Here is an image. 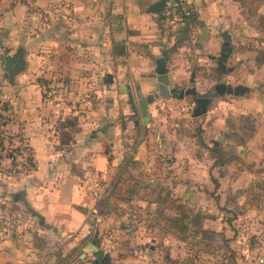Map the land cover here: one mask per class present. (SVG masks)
I'll list each match as a JSON object with an SVG mask.
<instances>
[{
    "label": "rangeland",
    "instance_id": "obj_1",
    "mask_svg": "<svg viewBox=\"0 0 264 264\" xmlns=\"http://www.w3.org/2000/svg\"><path fill=\"white\" fill-rule=\"evenodd\" d=\"M229 2L228 13L239 16L236 31L234 25L229 29L228 72L216 70L219 51L203 58L186 48L195 28L166 41L175 26L159 17L152 26L145 22L142 40L160 45L170 72L185 70L180 79L168 80L169 89L211 91L213 97L203 102L204 112L190 95L154 99L148 104L151 121L141 129L126 114L138 112L134 89L143 88L145 98L153 83L133 85L121 96L123 85L103 82L105 69L81 68L70 76L66 67L51 65L43 77L46 71L24 68L27 77L20 80L18 72L10 84L3 61L19 46L20 24L11 38L0 29V93L6 103L0 109V242L20 239L45 264H95L90 252L80 256L91 240L107 264H264V12L261 0ZM215 84L242 91L218 95ZM39 104L45 110L41 123L33 115ZM99 156L106 160L101 170L90 165ZM65 172L71 173L68 180L62 179ZM70 183L83 186L82 210L88 212L85 227L59 241L40 210L53 194L68 195ZM41 193L44 202H36ZM74 237L79 241L67 247Z\"/></svg>",
    "mask_w": 264,
    "mask_h": 264
},
{
    "label": "crops",
    "instance_id": "obj_2",
    "mask_svg": "<svg viewBox=\"0 0 264 264\" xmlns=\"http://www.w3.org/2000/svg\"><path fill=\"white\" fill-rule=\"evenodd\" d=\"M154 1L156 0H0V5H3V8L0 9V29L7 34L6 38H11L17 34V22L20 24L19 46L16 50L21 52L24 62L23 69L35 68L36 72L46 71L39 77L45 76L52 66L58 69L62 66L66 67L70 76L73 71L81 68L84 70L105 69L108 73L106 72L103 76V82L123 85L124 91L120 92L122 96L124 93L128 94V90H132L133 85L142 86L150 84V82L155 84V78L161 72L167 75L169 82L172 77L180 79L182 74L186 75L182 67L174 68L173 72H170L167 66L169 59L166 52L158 51L160 45L151 47L146 44L145 40H142L141 34L148 31L149 25L154 24V19L161 17V12H147L148 6ZM229 1L231 0L217 2L207 0V3L204 4V0H197V13L189 22L163 19L165 24L173 25L176 28L174 35H166L165 40H173L181 35L185 37V32L179 30H185L187 27L195 28L196 36L190 39V43L188 40L185 42L186 48L203 58H210L209 56L213 58L214 53L219 51L217 65L223 68V72H228L224 64L231 53L229 42L233 39V33L229 29L234 25L233 31H236L234 22L239 16L233 12L228 13V7L233 4ZM260 6L261 11L264 12V0H261ZM145 22H149L148 27ZM28 24L35 25L37 30L32 32ZM219 26H222L221 30ZM218 28L219 31H217ZM212 31L218 32L217 35L214 36ZM223 32H226L229 37L228 41L223 40L221 36ZM93 37H97V42L92 43ZM48 47L52 49V54H49L52 56L49 63L46 60ZM224 48H228L229 52L225 61H221L220 56L225 52ZM141 49H145L146 53L143 54ZM76 53L81 56L76 58ZM159 54L160 56H158ZM260 68L264 69V61ZM150 70L154 72L151 76L149 75ZM26 75L21 72L16 77L22 80L23 77H27ZM193 76L194 72L189 70V84L193 82ZM29 85L35 86V84ZM226 86L228 85L215 84V88H222L219 93L215 91L216 94H228L223 92ZM141 90L143 88L140 89V92ZM40 100L41 97L38 94V101ZM35 111L36 114L33 115L37 116L41 123L40 118L45 110L39 104ZM122 113L125 116L124 112ZM33 115L30 114V117ZM126 115L131 118L133 127L139 125L141 129L142 123L137 111L130 110ZM134 116H137V123L134 122ZM150 121L151 118L148 122L150 123ZM24 132L28 135L25 128ZM214 145L216 146V144ZM90 163L101 170L102 167H105L106 160L99 156L92 158ZM55 174L53 172L51 176H55ZM69 174L65 172L62 179L68 180ZM47 179L51 180L52 178ZM82 187L70 183L67 186L68 190H64L69 192L68 195H65L66 193L53 194L51 201L47 199L48 203L45 206L44 194L41 193V197L39 194L37 195L36 202L41 200L44 202L40 212L43 213L47 223L45 228L52 230L51 235L53 234L57 239L59 237V241L62 235L67 232L75 228L81 230L85 227L83 222L87 215L84 212H88V209L82 210L83 207H86L82 195L79 194L82 193ZM39 224H42V221ZM84 235L81 233L79 237H84ZM79 239L74 237L72 240H66L65 245L72 247ZM19 241L11 239L0 242V264H45L44 262L39 263V259L36 256L34 258L20 239Z\"/></svg>",
    "mask_w": 264,
    "mask_h": 264
},
{
    "label": "water",
    "instance_id": "obj_3",
    "mask_svg": "<svg viewBox=\"0 0 264 264\" xmlns=\"http://www.w3.org/2000/svg\"><path fill=\"white\" fill-rule=\"evenodd\" d=\"M164 6H165V0H156L148 6L147 12L158 13L163 9ZM103 19L105 20V17ZM221 36L224 41L229 40V37L227 36L226 32H223ZM224 51L225 52L220 56L221 61H225V58L228 56L229 49L224 48ZM23 65H24V62H23V59L21 58V52L19 50H16L11 55L5 56L4 61H3V70L6 72L7 80L10 84L13 83V77L15 76V74L23 70ZM155 80L156 82L154 84V92L148 93L146 98H143L141 96V92L139 88L135 89L136 102L138 106L139 117L141 119L142 124H146L149 121L148 104L150 102H152L154 99H157V98H163V99L170 98L167 75L161 72L157 74ZM189 85L193 87L194 84L193 82H191ZM224 91L227 93L236 94L238 92H241L242 89L239 88V86L234 87V88H230L229 86H226ZM179 95L181 96V94ZM208 96H209V91H206L204 94H200L199 98H204ZM200 110L203 112L205 111V108L203 105L200 106ZM134 118L137 119V116H134ZM221 138L222 137L220 136L218 140H221ZM86 252H90L92 254L95 264H97L98 261H100L101 264H107L108 262L107 256L104 255V252L102 249H97V247L94 245L93 240L89 241V243L86 245V247L84 248L80 256H84Z\"/></svg>",
    "mask_w": 264,
    "mask_h": 264
},
{
    "label": "built area",
    "instance_id": "obj_4",
    "mask_svg": "<svg viewBox=\"0 0 264 264\" xmlns=\"http://www.w3.org/2000/svg\"><path fill=\"white\" fill-rule=\"evenodd\" d=\"M197 0H165V6L160 11L165 20L190 21L197 13ZM5 94L0 93V104L4 102Z\"/></svg>",
    "mask_w": 264,
    "mask_h": 264
},
{
    "label": "flooded vegetation",
    "instance_id": "obj_5",
    "mask_svg": "<svg viewBox=\"0 0 264 264\" xmlns=\"http://www.w3.org/2000/svg\"><path fill=\"white\" fill-rule=\"evenodd\" d=\"M217 69H222L223 70V68L222 67H220V65L216 68V70ZM212 89L214 90V91H216V92H220V90H222V88H215V85L214 86H212ZM187 90V89H186ZM185 92H187V93H185ZM169 93H170V97L172 96V97H178V98H182L184 95H190V97L192 98V101L193 102H195V105H196V107L198 108L197 109V111H200V106L201 105H204L203 104V102L205 101V102H208V100L209 99H211L212 97H213V94H212V92L210 91L209 92V96L208 97H204V98H199V95L200 94H197L194 90H193V92L192 91H190V90H187V91H185V89H182V90H175V89H173V88H171V89H169ZM179 93L181 94V96L179 95ZM146 98V97H145ZM206 105V104H205ZM135 123H137L138 122V120L137 119H135V121H134Z\"/></svg>",
    "mask_w": 264,
    "mask_h": 264
},
{
    "label": "trees",
    "instance_id": "obj_6",
    "mask_svg": "<svg viewBox=\"0 0 264 264\" xmlns=\"http://www.w3.org/2000/svg\"><path fill=\"white\" fill-rule=\"evenodd\" d=\"M195 15V14H194ZM194 15H193V17H194ZM160 18H162V16L160 17ZM163 19V18H162ZM193 19V18H192ZM0 109L1 110H6V103L5 102H2L1 104H0ZM212 149V151L213 152H217L218 151V149H217V147H213V148H211Z\"/></svg>",
    "mask_w": 264,
    "mask_h": 264
}]
</instances>
